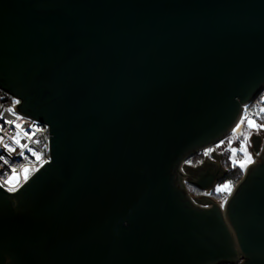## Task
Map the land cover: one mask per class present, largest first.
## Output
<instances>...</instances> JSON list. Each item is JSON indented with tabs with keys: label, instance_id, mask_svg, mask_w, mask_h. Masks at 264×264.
<instances>
[{
	"label": "water",
	"instance_id": "water-1",
	"mask_svg": "<svg viewBox=\"0 0 264 264\" xmlns=\"http://www.w3.org/2000/svg\"><path fill=\"white\" fill-rule=\"evenodd\" d=\"M0 88L49 129L0 264H264V137L222 205L184 164L264 89V0H0Z\"/></svg>",
	"mask_w": 264,
	"mask_h": 264
},
{
	"label": "built area",
	"instance_id": "built-area-1",
	"mask_svg": "<svg viewBox=\"0 0 264 264\" xmlns=\"http://www.w3.org/2000/svg\"><path fill=\"white\" fill-rule=\"evenodd\" d=\"M18 102L16 97L0 88V186L7 191L17 189L26 177L49 160L48 126L18 113L14 107ZM262 110H264V89L243 105L236 126L239 125L240 129L244 128L249 120L257 125L264 124ZM261 130L258 135L264 137ZM253 132L248 133L253 134ZM17 140L19 143L16 142ZM5 145H8V148ZM22 145L27 147L22 148ZM252 154L255 160L256 155ZM25 168L28 169L27 173L24 171ZM23 173L26 176H23Z\"/></svg>",
	"mask_w": 264,
	"mask_h": 264
},
{
	"label": "rangeland",
	"instance_id": "rangeland-1",
	"mask_svg": "<svg viewBox=\"0 0 264 264\" xmlns=\"http://www.w3.org/2000/svg\"><path fill=\"white\" fill-rule=\"evenodd\" d=\"M257 125V124H256ZM261 130V129H260ZM259 130V131H260ZM249 131H254L253 133L257 134L256 129L249 127V124L247 126H245L244 128L240 129L237 128V126L235 128H233V130L228 133L226 136H224L221 140H219L218 142H216L215 144L202 149L201 151L197 152V156L199 157V160H201L200 162H202L204 160V158H209L210 160H213L215 162L216 165L219 164V160L217 158H215L214 156H212L211 152L213 151V149L218 152L221 153V163L225 166L228 167V169L230 168H237L238 172H241V176L245 170V168L247 167L248 164H250L249 162H247L245 160V154L244 152L240 151V145L241 142L243 140L244 135H249ZM250 133V134H251ZM261 133H264V129L261 130ZM232 149H237L235 155H233ZM247 152L249 154H251L252 160H254L252 151L250 150V142L247 144ZM207 153V155H206ZM245 160V166L243 168L240 167V161ZM234 161H236V163L234 164ZM184 164H189L188 161H184ZM23 176H26V174L23 173ZM241 178V177H240ZM228 184L229 185V189H226L224 191L221 192H217L216 189L218 187H222L223 185ZM236 183L232 180L229 181H225L223 183H215L214 187L212 188V190L207 194L210 198L214 199L216 202H218L219 204H223L225 199L227 198V196L230 194V192L232 191L234 185ZM192 196L197 197V196H201L203 193L200 192H192Z\"/></svg>",
	"mask_w": 264,
	"mask_h": 264
},
{
	"label": "snow or ice",
	"instance_id": "snow-or-ice-1",
	"mask_svg": "<svg viewBox=\"0 0 264 264\" xmlns=\"http://www.w3.org/2000/svg\"><path fill=\"white\" fill-rule=\"evenodd\" d=\"M262 111H264V110H262ZM241 123H243V121H241ZM248 124H249V127L256 129L257 134H258L260 129H264V124L256 125L251 120L248 121ZM237 128H239V125H237ZM249 140H250V134L249 135H244L243 140H242L241 145H240V151L244 152L245 160L250 163V162H254V161L252 160L251 154H249L247 152V144L249 143ZM16 142L19 143L18 140ZM5 147L8 148V145H5ZM21 147L23 148V147H27V146L26 145H22ZM9 150H12V149H9ZM236 151H237V149H232L233 155H235ZM21 154H23V153H21ZM206 155H207V153H206ZM245 160H242V161L239 162L241 168H243L245 166ZM235 163H236V161H234V164ZM24 171H25V173H27L28 169L25 168ZM13 172L15 173V169L13 170ZM226 189H229V185L228 184H225L222 187H218L216 189V191L217 192H221V191H224Z\"/></svg>",
	"mask_w": 264,
	"mask_h": 264
},
{
	"label": "trees",
	"instance_id": "trees-1",
	"mask_svg": "<svg viewBox=\"0 0 264 264\" xmlns=\"http://www.w3.org/2000/svg\"><path fill=\"white\" fill-rule=\"evenodd\" d=\"M196 153L190 155L185 161H188L189 164H187V166H193V165H197L198 163H200V161L202 160H199V157L196 155ZM222 166L227 169V172L223 175V177H221L219 180H217V183H223L225 181H229V180H232L234 181L235 183L240 179L241 177V172H238V169L237 168H230L228 169V167H225L223 164ZM187 189H188V192L192 195L191 191L193 192H200V193H203V191L193 187V186H190V185H187Z\"/></svg>",
	"mask_w": 264,
	"mask_h": 264
},
{
	"label": "flooded vegetation",
	"instance_id": "flooded-vegetation-1",
	"mask_svg": "<svg viewBox=\"0 0 264 264\" xmlns=\"http://www.w3.org/2000/svg\"><path fill=\"white\" fill-rule=\"evenodd\" d=\"M206 158V157H205ZM205 158H204V160H205ZM203 160V161H204ZM202 161V162H203ZM221 161V160H220ZM202 162H200V163H198L197 165H193V167H196V168H190L189 169V172L190 173H192V174H194V173H196L197 171H199V170H201V169H204V168H209V169H213V168H216V166H214V165H212V164H209V163H204L203 164V166H199ZM218 165H220V166H222V163L220 162V164H218ZM217 165V166H218ZM222 168H224L223 166H222ZM223 177V176H222Z\"/></svg>",
	"mask_w": 264,
	"mask_h": 264
}]
</instances>
